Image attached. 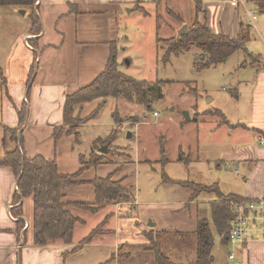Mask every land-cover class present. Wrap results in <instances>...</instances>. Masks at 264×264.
<instances>
[{
    "label": "rangeland",
    "instance_id": "1",
    "mask_svg": "<svg viewBox=\"0 0 264 264\" xmlns=\"http://www.w3.org/2000/svg\"><path fill=\"white\" fill-rule=\"evenodd\" d=\"M135 1L137 0H125L123 5L122 37L117 44L119 70L138 81L150 84L164 81L168 84L162 88L163 98L149 109L140 104L110 98L103 104L97 117L78 128L81 144L77 149L85 154L86 161L89 160L91 149L107 147V153L109 149L112 150L109 157L113 162L106 164H129L126 165L128 169H122L118 173L122 174L121 178H125V181L134 178L132 191L135 192L136 204L132 202L133 204H125L123 207L116 205L117 208L112 205L107 210L108 214L113 212L117 215L116 224L120 231L112 240L120 238L121 244L126 243L122 251L113 244L105 248H84L78 254L70 256L67 264H100L110 261L112 257L115 260L112 259L109 264H153L154 254L146 251L151 242H144L146 237L143 233L159 231L166 220L167 230L176 232L171 233V238L167 237V240L163 238L160 241L161 247L174 262L188 264L196 259L194 246L191 241L187 245L182 240L183 236L178 237L177 231L186 230L184 233L188 232L193 237V226L197 228L198 222L203 219L211 223L215 234L213 264H221L226 261L233 248L229 241H222L213 223V206L218 200L217 193H197L194 185L229 181V184L235 185V190L240 187L241 182L238 185L234 181L238 176L242 179V171L237 174L232 163L229 165V162L225 161L228 164L222 165L216 158L220 150L240 146L239 140L245 136L243 123L247 122L250 116L247 97L248 87L251 86L247 81L255 74L254 66L259 68L261 65H254L255 63L249 60V44L246 47L248 51H239L227 61L209 69H197L196 55L199 56L201 51L194 46L189 52L174 55L165 65L163 58L167 47L161 48L162 45L158 44L157 39L178 37L185 26L189 29L196 16L195 0H141L140 5L148 15L135 8ZM202 1L220 3L228 0ZM237 5L244 22L258 21L259 18L261 22L264 20V12L259 10L258 3L254 0H240ZM21 11L25 10L0 7V51L9 46L12 42L10 40L29 23V12L23 15ZM168 11L179 15L182 21L169 15ZM157 14L161 15L159 31ZM201 14L205 15V11L199 13V19ZM254 31L253 29V36ZM251 43L254 44L253 39ZM246 64L253 68L245 69ZM235 90L238 91L239 99ZM100 101L95 100L86 104L81 111L76 110V113L80 114L78 119L91 117L102 102ZM208 111L213 112L215 116L206 115ZM217 112L224 118L216 116ZM115 113L118 115L117 123ZM187 113L192 119L188 124ZM196 113L202 117L201 121L205 124L197 125L194 121ZM132 117L141 118L135 123L137 121L132 120ZM185 124L199 133V142L204 147L200 145L196 150H191L192 163L188 166L178 162L179 149L189 145V137L181 128ZM129 132L133 133L131 138H128ZM109 137L118 140L111 148L106 145L100 147V143ZM161 142H164L169 161L166 165L161 162ZM14 148L16 147L11 145V149ZM197 160L202 161L196 163ZM128 175L131 177L126 178ZM165 178L175 180L177 184L165 182ZM182 184H187L188 187ZM73 212L75 214V211ZM100 214L101 212L91 217L89 213H85L87 220L80 217L86 221V227L78 228L80 236L86 231L89 233L104 221V215Z\"/></svg>",
    "mask_w": 264,
    "mask_h": 264
},
{
    "label": "crops",
    "instance_id": "2",
    "mask_svg": "<svg viewBox=\"0 0 264 264\" xmlns=\"http://www.w3.org/2000/svg\"><path fill=\"white\" fill-rule=\"evenodd\" d=\"M137 1L142 3L141 0ZM230 1L205 2V15H200L201 22H206L214 34L223 33L232 38L237 37L241 25L250 27L254 44L251 39L248 43L251 51L249 53L261 56L264 62V20L261 22V18H257L258 24L256 21L244 22L238 12L239 7L232 6ZM125 3V0H37L36 11L41 19V32L32 33L29 21L27 26H23L18 35L10 40L11 44L0 51V157L5 154L4 127H19V112L26 107L25 124L19 132L26 157L33 159L42 156L47 160L56 161L63 174H75L83 167L80 156L85 154L77 149L79 145L75 146V136L68 134L69 128L58 143L55 141V131L64 122L67 97L93 83L105 71L113 51H117L118 60L117 44L122 37L121 19ZM70 7H74L73 12ZM249 60L251 61L250 58ZM260 65L259 68L254 66L255 74L247 81L251 86L248 87L247 97L250 116L247 122L243 123L245 136L239 140L240 146L220 150L219 153L216 151V159H219L222 165L232 163L237 174L241 171L243 173L242 179L238 176L234 181L238 185L241 182L236 190L235 185L229 184V181L216 183L221 192L224 195L237 194L248 201L264 200V143L260 141V137L264 138V70L263 63ZM244 68L253 67L246 64ZM235 93L239 99L238 91L235 90ZM188 122L190 121L186 123ZM203 123L205 124L200 122L197 125ZM181 128L189 137V145L180 148L179 152L182 149L191 155V150H196L201 145L199 133L193 127L188 128L186 124ZM131 134L133 136V133ZM94 150L102 153L99 148L91 149L90 153ZM201 161L197 160L196 163ZM109 162H113L111 158ZM119 167L103 164L88 168L89 170L76 180L81 184L66 191V201L94 203L95 189L89 183L96 178H106L112 173L113 180H123V186L130 187L135 183L134 178L125 181L118 171L128 168ZM129 177L131 175L126 178ZM17 193V179L13 170L0 167V264H67L70 256L78 254L84 248H105L113 244L122 251L126 245L121 244L120 238L112 240L120 229L116 224V213H107L108 208L112 206L110 205L100 211L104 218L113 214L104 229L107 232L96 237L77 253L67 254L94 229L80 236L78 228L86 227L85 213L89 212H77L79 209L74 210L75 215L80 214L79 218H84V224L76 226L71 245L58 242L52 246H36L31 229L34 216L33 199L27 198L17 202ZM19 205L23 206L22 219L25 222L21 231L18 229ZM113 206L117 208L116 205ZM89 214L92 217L98 213ZM166 221L159 231H144V242L148 244L149 235L155 236L161 231L170 232L167 230ZM195 227L193 226L191 232L196 230ZM231 245L233 250L221 264H264V224H254L244 243ZM230 255H234V259L231 260Z\"/></svg>",
    "mask_w": 264,
    "mask_h": 264
},
{
    "label": "trees",
    "instance_id": "3",
    "mask_svg": "<svg viewBox=\"0 0 264 264\" xmlns=\"http://www.w3.org/2000/svg\"><path fill=\"white\" fill-rule=\"evenodd\" d=\"M254 1L258 3L259 10L264 12V0ZM36 4L37 0H0L1 8H14L16 10H25L27 13L29 12V19L32 25L30 31L34 34L41 32V19L36 11ZM140 4V1H137L135 8L144 12V8L141 7ZM203 6L204 3L202 0H195L196 16L190 23L187 34H184L181 37H173L164 40L158 37L157 42L162 45L161 48H164V46L167 47L163 58V63L165 65L171 61V58L174 55L179 56L183 53L189 52L193 46L201 51L199 56L196 55V67L200 71L227 61L232 55L239 51H247L246 47L252 39L251 28L241 25L240 32L236 38L226 36L223 33L218 35L214 34L208 27L207 23L201 22L198 18L199 13L204 11ZM70 8L71 12H73L74 7ZM144 13L147 15L146 12ZM168 14L176 18L178 21H182L179 15H176L171 11H168ZM157 15V29L159 31V18L161 15ZM248 57L251 59L252 63H263L262 68L264 70V62L261 56L248 54ZM167 84L168 82L166 83L164 81L150 84L127 76L119 70L117 51H113L105 71L89 86L67 97L64 108V122L62 126L55 131L56 143L59 142L66 129L69 128L68 134L75 136V146L80 145L81 136L78 133V128L80 125L87 124L90 120L97 117L107 99H121L130 103L143 105L149 109L156 101L163 98L164 94L162 88ZM235 94L237 96V93ZM99 99L102 102L100 101L101 103L98 104L97 109L90 115L91 117L81 120L78 119L80 114L76 113V110L81 111L85 104ZM19 114V127H4L3 145L5 146V154L3 157H0V167L11 168L16 176L18 193L16 194L15 199L17 202L27 198L33 199L34 216L31 229L33 231L34 244L36 246H52L58 242L64 245H71L73 243L76 226L78 224H84V221L74 214L73 211L75 209L89 212L91 214H97L110 205L124 206L125 204H136L134 201L135 192L132 191V185L125 188L123 186V180H113L114 173L106 178H96L89 183L95 189L96 200L94 203H71L66 201V191L81 184L76 182V180L83 174V172L88 168L98 167L109 162V156L112 153V150L109 149L107 154L94 150L90 153L88 161H86L84 155H81L80 159L83 167L75 174H63L56 161L47 160L42 156H37L33 159L26 157L23 150V139L19 135V132L25 124L27 108L23 107ZM206 115L215 116L211 111L206 112ZM117 116V113H115V123H117L118 120ZM216 116L223 117L219 112L216 113ZM140 118L141 117H132V120L140 121ZM201 120L202 117L196 113L194 121L196 123L204 122ZM138 121L135 123H138ZM116 140L118 139L113 140L109 137L100 143V147L106 145L108 148H111ZM11 145H14L16 148L11 149ZM164 146V142H161V162L166 165L169 161ZM190 156V154L185 153L181 149L178 162L185 163V165L188 166L191 163ZM126 165L127 164L124 166ZM124 166H120L119 169ZM167 181L177 184L176 181L165 178V182ZM189 184L193 186L191 183ZM183 186L188 187L187 184ZM194 187L197 188V193H217L218 200L215 201L216 203H214L213 206V223L222 241H227L237 215L235 206L249 201L237 194L224 195L216 183L212 185L195 184ZM17 216L20 218L18 229L21 231L25 226V222L22 219V205H19L18 207ZM111 216H113V214L108 215L99 226L93 229L88 236L81 240L76 248L67 252V254L77 253L81 248L89 245L97 236L107 232L104 229ZM177 233L178 237H184L182 240L187 245L188 242L191 241L194 246L196 259L188 264L214 263L213 249L215 245V234L211 228V223L208 220L203 219L198 222L196 230L191 233L193 234V237L188 233ZM171 236V233L166 231L157 232L155 236L149 235L151 246L148 247L146 245V251L154 254L155 257L153 264H181L174 262L171 256L161 247L162 243L160 244V241L163 238H166L165 240H167V237L171 238ZM112 259L115 260L114 257H112ZM110 261L100 264H109Z\"/></svg>",
    "mask_w": 264,
    "mask_h": 264
},
{
    "label": "built area",
    "instance_id": "4",
    "mask_svg": "<svg viewBox=\"0 0 264 264\" xmlns=\"http://www.w3.org/2000/svg\"><path fill=\"white\" fill-rule=\"evenodd\" d=\"M231 5L236 7L240 0H231ZM157 116V114H155ZM264 143V138L261 137ZM237 215L235 217L232 229L228 235V241L233 245L242 244L246 241L247 233L252 226L257 223L264 224V200H254L235 206ZM234 259V255H230Z\"/></svg>",
    "mask_w": 264,
    "mask_h": 264
},
{
    "label": "water",
    "instance_id": "5",
    "mask_svg": "<svg viewBox=\"0 0 264 264\" xmlns=\"http://www.w3.org/2000/svg\"><path fill=\"white\" fill-rule=\"evenodd\" d=\"M21 13H22L23 15L26 14L25 11H21ZM187 33H188V27L185 26L184 29H182V30L180 31L178 37H181L182 35L187 34ZM186 117H187V121H190V120H191V118H190V116L188 115V113L186 114ZM131 137H132V134H131V132H129V133H128V138H131ZM100 151H101L102 153H106V152H107V147H104V148L101 149Z\"/></svg>",
    "mask_w": 264,
    "mask_h": 264
}]
</instances>
